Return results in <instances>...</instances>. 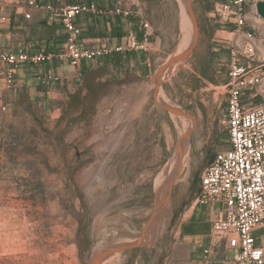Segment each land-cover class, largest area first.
<instances>
[{
  "label": "rangeland",
  "instance_id": "obj_1",
  "mask_svg": "<svg viewBox=\"0 0 264 264\" xmlns=\"http://www.w3.org/2000/svg\"><path fill=\"white\" fill-rule=\"evenodd\" d=\"M92 1L101 13L116 3L141 6L161 44L146 56L150 65L74 68L58 59L54 66L65 62L73 73L65 68L56 73L60 83L19 90L0 77V264H96L98 255L97 264H230L235 235L214 234L223 244L204 252L181 240L179 227L195 206L201 173L227 146L230 32L216 21L220 0H189L196 29L186 0L84 2ZM18 7L21 31L38 32L26 0H0V50L18 48ZM33 42L19 47L40 49ZM90 71H107L93 89L94 107L92 97L77 98L88 91Z\"/></svg>",
  "mask_w": 264,
  "mask_h": 264
},
{
  "label": "built area",
  "instance_id": "obj_2",
  "mask_svg": "<svg viewBox=\"0 0 264 264\" xmlns=\"http://www.w3.org/2000/svg\"><path fill=\"white\" fill-rule=\"evenodd\" d=\"M258 1L215 3L218 25L230 32L224 84L228 140L227 146L217 150L201 173L199 191L193 201L198 206L219 205L212 221L213 233L218 237L232 234L238 239L230 264H264V240L254 234L255 229L264 225V19L257 13ZM26 2L30 7L44 8L50 18L57 20L64 38L56 50H30L23 46L0 50V77L8 85L14 84L16 70L25 64L39 66L59 59L78 68L82 61L97 63L131 51H149L148 21L142 24L145 33L141 38L130 32L120 44L88 45L80 38L77 17L100 11L97 1L79 0L59 6L46 0ZM109 12L128 17L132 10L116 3L111 4ZM24 16L30 18V13ZM146 63L150 65L149 58ZM61 80L51 71L43 72L42 81L46 84Z\"/></svg>",
  "mask_w": 264,
  "mask_h": 264
},
{
  "label": "crops",
  "instance_id": "obj_3",
  "mask_svg": "<svg viewBox=\"0 0 264 264\" xmlns=\"http://www.w3.org/2000/svg\"><path fill=\"white\" fill-rule=\"evenodd\" d=\"M126 8L130 7L126 6ZM20 9L21 7H18V47L23 43H29L30 41H34L36 42V44L42 43L41 45L37 46H39V48H46L48 50H55L56 47H59L58 44H60L61 47L64 38V31L57 20L50 18L48 12L44 8L33 9L36 21L40 24H37V34H32L31 36H28V34L23 33L21 31L24 24L23 21L25 19L22 18ZM131 10L132 13L128 17L112 15L110 12H107V9L102 10L103 13H101V11H97L89 12L78 16L77 23L81 28V40L88 45L96 43L120 44L125 41L126 35L130 32L135 33L139 38H141L145 33V28L142 24L144 21H147L146 15L142 13L141 6L136 11L134 9ZM148 31L151 34L149 36L150 47L147 53L142 54L143 57H140V54L135 55L132 53L133 51H131L125 56L115 55L112 58H104L99 62V64L104 67L106 66V64L104 65V63L109 64L111 62V64H113L117 60L123 62L125 60L132 61L135 59L140 65L142 63H146L145 61L148 58H146V56H150L151 50H153L155 47H159L161 44L160 37L153 33V29H151L150 25ZM59 32H62V38L59 37ZM131 55L133 57H130ZM58 62L60 61L56 59L52 62L45 64L41 69H35L32 66L25 64L16 70L14 75V84L8 85L7 82L4 79L3 80L5 81L8 87L18 86L19 90L25 84L36 86L40 81L44 83L42 81L43 72L51 71L52 73L56 74L59 72V70H65V68H68V71H66V75L68 76L73 73L71 71L72 69H70L71 66H65V62L59 67L54 66V64ZM86 63L89 62L82 61L80 66L83 65L82 68H85L84 66H86ZM89 73L93 77L92 79L94 80V82L106 81L103 79V75H107V71H103V74L101 75H98V71H90ZM84 74L85 76L87 75V73ZM102 98H104V96H102ZM198 191L199 187L197 188L195 195ZM218 208L219 205L198 206L195 204L194 207L193 205H190V207L186 210L182 221L179 224L181 240L187 242H196L197 245L201 248H204V250H208L213 246H215V248L221 247L223 242L221 243L216 240L212 229V221L215 217ZM259 228L263 229L264 231V225ZM259 240H264V233L262 237L259 238Z\"/></svg>",
  "mask_w": 264,
  "mask_h": 264
},
{
  "label": "trees",
  "instance_id": "obj_4",
  "mask_svg": "<svg viewBox=\"0 0 264 264\" xmlns=\"http://www.w3.org/2000/svg\"><path fill=\"white\" fill-rule=\"evenodd\" d=\"M103 83H106V81L104 82H94V80L92 81V79L90 81H88V91L85 93V94H77V98L78 100L80 101V103L82 104L84 101L88 100L89 97H92V100L89 102L90 103V106H95L97 101H99V98H93V89L97 86H100V85H104ZM107 92L104 91L102 92V94L100 95L101 97L104 96ZM70 100L73 99L74 95H70ZM68 104H70V101L68 102ZM81 114V113H80Z\"/></svg>",
  "mask_w": 264,
  "mask_h": 264
},
{
  "label": "water",
  "instance_id": "obj_5",
  "mask_svg": "<svg viewBox=\"0 0 264 264\" xmlns=\"http://www.w3.org/2000/svg\"><path fill=\"white\" fill-rule=\"evenodd\" d=\"M185 5H186V8L191 16V19H192V22H193V25H194V28L196 29V22H195V19H194V16H193V12H192V9H191V6H190V2L189 0H186L185 1ZM256 10H257V13L261 16V18L264 19V0H259L257 3H256ZM181 57V56H178V58ZM176 59V58H174ZM174 59H171L169 61V63H172V61H174ZM165 68V66L161 67L159 69V75L162 73L163 69ZM98 260H99V255L96 257L95 259V263L97 264L98 263Z\"/></svg>",
  "mask_w": 264,
  "mask_h": 264
},
{
  "label": "bare ground",
  "instance_id": "obj_6",
  "mask_svg": "<svg viewBox=\"0 0 264 264\" xmlns=\"http://www.w3.org/2000/svg\"><path fill=\"white\" fill-rule=\"evenodd\" d=\"M263 29H264V26H263Z\"/></svg>",
  "mask_w": 264,
  "mask_h": 264
}]
</instances>
